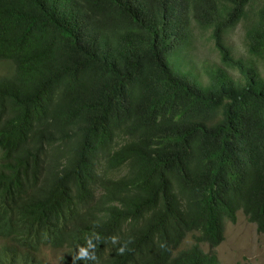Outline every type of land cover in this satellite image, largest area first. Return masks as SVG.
Here are the masks:
<instances>
[{
    "label": "trees",
    "instance_id": "16d2710c",
    "mask_svg": "<svg viewBox=\"0 0 264 264\" xmlns=\"http://www.w3.org/2000/svg\"><path fill=\"white\" fill-rule=\"evenodd\" d=\"M253 1L0 0L13 69L0 78V264H44V248L63 264H218L200 244H222L240 211L264 234ZM246 21L248 60L225 43ZM196 30L221 61L204 76Z\"/></svg>",
    "mask_w": 264,
    "mask_h": 264
},
{
    "label": "rangeland",
    "instance_id": "374dc122",
    "mask_svg": "<svg viewBox=\"0 0 264 264\" xmlns=\"http://www.w3.org/2000/svg\"><path fill=\"white\" fill-rule=\"evenodd\" d=\"M251 3L248 11L252 19L254 13L264 6V0H254ZM248 23V21L240 23L225 36L226 45L230 47L237 59L248 60L245 39V25ZM194 43L191 50V55L196 62L194 68L197 69V71L193 70L194 72L203 73L207 66L221 64L219 53L214 48V42L209 39V34L196 30ZM260 68L263 72V67ZM11 72L10 64L0 63V78L7 77ZM237 217L236 223H226L225 239L221 246L211 248L207 244L200 245L204 251L213 253L220 264H264V234L259 232L257 225L249 222L242 212ZM196 243L195 236H189L182 249ZM64 257V251L50 248H44L37 254V258L44 264H63Z\"/></svg>",
    "mask_w": 264,
    "mask_h": 264
},
{
    "label": "clouds",
    "instance_id": "9594fccd",
    "mask_svg": "<svg viewBox=\"0 0 264 264\" xmlns=\"http://www.w3.org/2000/svg\"><path fill=\"white\" fill-rule=\"evenodd\" d=\"M8 64V63H7ZM11 66V65H10ZM12 67V66H11ZM12 72H13V69H12ZM11 72V73H12ZM194 72V71H193ZM196 73V72H195ZM198 75H201V74H199V73H197ZM7 76H9V75H7ZM194 134V133H193ZM193 134H190V135H187L188 137H186V138H183L182 137V134H170L169 136H168V138H171V139H173V140H177V139H180V138H183V141L186 143L185 145H183L182 147H181V149H183V151H184V149H185V146H187V145H189V147H192V148H194L195 147V144H194V141H193V139H191V136L193 135ZM239 213H241V211L239 212ZM238 213V214H239ZM238 214H237V216H238ZM228 222H231L230 220H226L225 221V226H226V223H228ZM189 236H193V235H189ZM188 236V237H189ZM198 236V235H197ZM224 237H225V228H224ZM185 240H186V238H185ZM185 240L183 241V242H181L180 243V246L177 248V250L175 251V256H177L179 253H181L182 251H185V252H187V251H191L192 250V247L194 246V245H196V244H192V245H190L189 247H187V248H184V249H182V247H183V244H184V242H185ZM224 242V241H223ZM223 242H222V244H223ZM222 244H220L219 246H221ZM109 245H111V242H110V244ZM109 245H107V246H109ZM117 245V244H116ZM208 245V244H207ZM106 246V247H107ZM218 246V247H219ZM177 247V246H176ZM201 248H202V246H201ZM212 248V247H211ZM217 248V247H216ZM203 249V248H202ZM88 250V249H87ZM86 250V251H87ZM121 251H123V249H121ZM205 253H206V251H205ZM207 253H209V252H207ZM209 254H211V253H209ZM82 255H84L83 253H82ZM212 255H214L213 253H212ZM215 256V255H214ZM216 257V256H215ZM94 258V257H93ZM216 259H218L217 257H216ZM217 262H218V260H217ZM218 264H220V262H218Z\"/></svg>",
    "mask_w": 264,
    "mask_h": 264
}]
</instances>
